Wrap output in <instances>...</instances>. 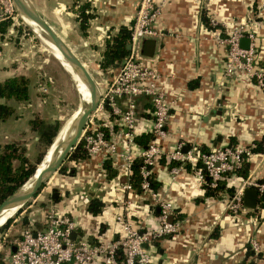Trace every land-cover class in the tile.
I'll return each mask as SVG.
<instances>
[{
  "label": "crops",
  "instance_id": "0c3cea01",
  "mask_svg": "<svg viewBox=\"0 0 264 264\" xmlns=\"http://www.w3.org/2000/svg\"><path fill=\"white\" fill-rule=\"evenodd\" d=\"M74 1L84 0H31L47 24L68 46L75 47L76 51L73 50L77 53L72 51L83 65L88 70L97 68L104 36L114 32L119 23L130 24L138 0H88L89 10L95 15L89 19L85 36L78 30L72 6ZM263 3L264 0H167L163 4L154 22L158 33L147 37L152 39V45L148 46L151 53L145 56V63L158 71V85L170 101L166 135L161 140L165 150L178 143L185 144L186 148L199 144L212 148L230 142L249 145L264 135V87H258L253 80L249 83L225 74L226 46L217 40L242 20L246 30L240 38L241 44L245 46L248 43L246 33L253 32L258 63L264 67ZM111 5L113 8L108 9ZM210 17L215 19L214 25L210 23ZM17 30L18 38L23 34L19 25L10 23L0 32V80L12 71L22 70L19 65L10 67L13 61L10 36ZM90 44L96 47H90ZM92 49L96 54L94 57L83 54ZM110 73L112 71H108L106 78L109 79ZM45 75L43 73L42 77ZM39 95L38 107L43 103L42 95ZM31 100L29 87L28 99L16 103L29 106ZM140 112L144 116L136 114L135 132L150 127L152 109L142 105ZM97 117L101 120H95V125L105 124L109 134L116 132L112 116L98 113ZM131 149L137 155L140 147L134 144ZM250 158L252 166L246 178L263 177L264 151L251 154ZM68 161L67 171H58L52 176L57 184L54 189L57 194L52 196L51 190L46 205L68 215L77 223V233L84 232L94 241L97 235L102 237V234L117 229L112 214L120 208V200L131 194L121 188L125 181L121 171L110 160L111 169L105 170L100 154L88 155L76 163ZM153 168L155 179L160 182L158 191L171 201L173 217L181 221V228L151 242L152 264H247L251 256L245 255V250L250 246V238L259 246L256 251L250 246L259 253V256L251 257L252 264H264V204L252 210L244 208L232 212L227 207L229 197L204 195L203 188L196 185L191 169L182 166L173 176L166 161L157 162ZM94 197L102 202L101 211L95 215L86 209ZM131 197V217H143L146 225L155 223L157 206L150 210L146 198ZM33 211L36 212L28 216L27 224L34 223L41 229L45 212L36 207Z\"/></svg>",
  "mask_w": 264,
  "mask_h": 264
},
{
  "label": "built area",
  "instance_id": "2783aa9c",
  "mask_svg": "<svg viewBox=\"0 0 264 264\" xmlns=\"http://www.w3.org/2000/svg\"><path fill=\"white\" fill-rule=\"evenodd\" d=\"M166 1L138 0L129 24L128 52L99 90L96 108L98 107L105 115H111L112 120L118 122L120 127L106 137L92 120L95 115L92 112L80 135L88 155L98 153L102 161L109 159L115 168L121 171L120 173L126 177L121 188L129 192L132 189L128 177L133 159L130 148L133 143L132 128L137 120L135 112L137 96L145 95L150 99L152 118L149 130L153 133L154 140L161 142L166 135L165 121L170 101L163 88L158 85V71L145 63L146 55L140 51L142 39L158 33L154 22ZM14 10L11 0H0V20L9 19L11 24L18 25L11 15ZM209 21L212 25L216 23L212 17ZM244 27V22L240 20L224 37H217V40L226 46L223 72L240 77L249 83L253 80L258 87H264V67L258 63L254 33L247 32L248 43L245 46L240 44L242 33L246 30ZM46 88L42 85L39 89L46 92ZM117 98L121 100L120 103L116 101ZM105 106L108 108L107 111ZM160 142L152 141L140 148L137 153L141 158L139 196L149 201L150 210L158 207L155 223L146 225L143 224V217H131L129 212L133 200L128 195L120 200V208L112 214L117 229L106 235L102 234V237L97 235L96 241H89L86 233H77V223L72 218L58 213L53 206H48L45 211V226L41 229L33 230L26 226L18 236L9 239H6L10 229L8 225L0 231V253L5 247L14 246L13 250L4 253L0 264H118L115 256L119 249L122 250L121 264H152L149 252L151 242L176 233L181 228V221L173 218L174 208L171 201L150 187L149 176L156 157L164 154L167 159L177 162L169 167L173 176L184 162L193 164L198 160L200 165L194 167L192 171L196 185L201 187L202 184L215 186L225 171L239 166L243 156L250 154L248 145L226 144L212 147L207 151H199L193 145L183 151L181 143L165 150ZM248 185L256 187L258 191L263 187L256 179L244 178L236 194L232 195L234 203L227 204L232 212L244 209L241 206V190ZM73 230L75 235L71 237ZM249 244L255 251L259 249L255 239L250 238Z\"/></svg>",
  "mask_w": 264,
  "mask_h": 264
},
{
  "label": "trees",
  "instance_id": "16d2710c",
  "mask_svg": "<svg viewBox=\"0 0 264 264\" xmlns=\"http://www.w3.org/2000/svg\"><path fill=\"white\" fill-rule=\"evenodd\" d=\"M73 10L76 12V19L78 30L81 35L85 36L87 34V27L89 24V19H91L95 14L89 10V1L84 0L81 2L74 1L72 3ZM203 20H205L204 15H202ZM10 23V20H0V32L5 31L7 25ZM19 31L17 30L14 35H11V38H16ZM130 34L129 24L119 23L117 28L112 33H107L103 39V48L100 53V58L97 60V68L100 72H108L113 71L115 68L119 66L122 59L128 52V48L126 44L128 43ZM90 47L95 48V44H90ZM29 97V78L24 74H11L2 80H0V120L6 119L9 115L14 113V106L12 105L13 102L19 101H26ZM118 103L121 102L119 98L116 100ZM141 104V105H140ZM144 106H150L151 102L147 96H138L135 98V112L137 115L144 116L143 112H140V109ZM105 110L107 111L108 108L105 106ZM111 116V115H110ZM145 116H147L145 114ZM29 124L31 129L36 130L38 133V137L40 140L43 141L45 146H49L50 142L52 141L55 133L58 129V121L54 120L53 122H44L42 119L38 117L30 118ZM135 125L133 126V135H132V145L136 144L140 148L145 147L148 143L155 141L160 142L158 140H154V135L149 129L141 130L140 132H135ZM113 127L116 128L115 131L118 130L120 124L113 123ZM98 129L102 130L104 135L109 137L108 129L105 124H99ZM52 143V142H51ZM161 143V142H160ZM131 145V146H132ZM227 145L234 146L231 142ZM250 149L249 155H244L239 166L234 167L230 171H225L223 173L222 178H220L215 186H209L207 184H202L201 187L203 188L204 195L208 196H220L224 194L227 197H230L235 191V184L233 183L234 179L242 180L248 176L249 170L252 166L251 154H259L264 151V135L260 138L254 139L251 144L248 145ZM46 147V148H47ZM199 151H207L210 148H207L203 145L196 146ZM131 149V148H130ZM133 159L130 163V175L128 180L131 184L132 189L130 190L131 196L140 195V174H139V166L141 165V158L137 156L131 149ZM45 151L40 152L36 158L35 163L28 161L27 156L25 155V148L24 146L11 141V142H4L0 146V202L9 195L13 190H15L22 182H24L33 172L34 168L36 167V163H39L44 156ZM88 156V153L83 146V141L80 138L76 145L69 151L67 155V159L76 163L81 159H84ZM165 162L170 167L171 165L177 163L175 160L167 159L164 154H159L156 157L155 164L157 162ZM154 164V165H155ZM103 165L106 168L105 170L109 171L111 167L109 166V159L103 160ZM200 162L198 160L194 161V163L184 162L183 166L186 169H193L196 166H199ZM68 168L63 165L58 168V171L63 172ZM66 170V171H67ZM109 173V172H108ZM124 176V175H123ZM126 179V177L124 176ZM206 180L208 177L205 178ZM257 182L262 183L263 187L260 191H258V201L257 206L258 208L264 204V176L259 177L256 179ZM149 184L150 187L158 190L160 182L155 179V171L152 166V171L150 172L149 176ZM128 196V195H126ZM125 196V197H126ZM41 203V202H40ZM102 202L94 197L89 200L87 204V211L91 214L95 215L96 213L101 211ZM39 209H43L45 212L48 205L43 204V202L39 205ZM250 211V210H248ZM256 210L252 211L255 212ZM66 215V214H64ZM68 216V215H66ZM69 217V216H68ZM174 218V217H173ZM8 219V218H7ZM27 218L22 220L24 224L22 227L19 228V233L21 232L22 228L28 226ZM26 225V226H25ZM30 228L36 230V226L34 223L31 225L29 224ZM45 226V222H44ZM43 226V227H44ZM17 229V228H16ZM19 233L11 235V238L18 236ZM96 241V239H94ZM11 247H5L2 252L0 253V262L3 261L4 253L10 250ZM245 255L251 256H259L258 252H254L250 246H246ZM248 261L247 264H252L253 261ZM122 260V250L119 249L115 256V261L118 264H121Z\"/></svg>",
  "mask_w": 264,
  "mask_h": 264
},
{
  "label": "rangeland",
  "instance_id": "374dc122",
  "mask_svg": "<svg viewBox=\"0 0 264 264\" xmlns=\"http://www.w3.org/2000/svg\"><path fill=\"white\" fill-rule=\"evenodd\" d=\"M28 2L32 4L31 0H28ZM112 8V5L108 6V9ZM11 15L14 16V21L17 22L23 32V34H20L18 38L16 37L11 39L12 42L10 47L12 51L10 53V58H12L13 61L10 67L12 68L19 65L20 69H22L19 71H12L11 74H24L29 78L32 100L29 106L24 104L23 106L12 101L14 113L9 115L6 119L0 120V146L4 142L14 141L24 146L25 155L27 156L28 161L35 163L38 154L42 151H45L46 153L55 137L58 135V132L60 130L62 132L67 127L69 121H71L72 115L76 114L78 111L81 101L73 79L59 63V61L51 54L48 46L43 42L42 38L22 20L16 9L12 11ZM69 47L72 50L75 49L74 46ZM93 51V49L88 50V52L85 51L83 54L86 57L91 58L96 55ZM17 60L19 63H17ZM89 71L97 81L98 89L100 90V88L104 86L105 82L108 81V78H106L108 72H100L99 69L93 67L89 68ZM22 72H25L26 74ZM43 73L47 75H45V78L42 77ZM104 80L106 81L104 82ZM42 85L47 88L46 92L40 91V93L38 90H40L39 88ZM38 95H42V99L39 98L41 102H43L39 106L40 108L37 106ZM92 112L95 114L92 117V120L100 121L101 119L97 117V114L101 113L100 109L97 107ZM33 117H38L44 122H53L54 120L58 121V129L52 143L48 147L45 146L42 140H40L37 131L31 129L28 120ZM64 123H66L65 126H63ZM67 164H69V161L65 158L60 166L65 165L67 167ZM57 172L58 169L53 172L49 178H46L35 193L26 199L18 207V209L8 216V219L6 218L0 225V231L4 230L7 225L10 227L6 239L11 238V235L13 234L19 233V228L24 225L22 220L32 215V212L35 213L36 211H33L35 207L40 208L39 205L42 202L43 204H47L49 202L47 199L49 192L57 188V184L54 183L55 178L52 177L53 175H57ZM242 181L243 179H234L233 183L235 184V191L233 194H236L239 187L242 185ZM232 195L226 201L227 204L234 203Z\"/></svg>",
  "mask_w": 264,
  "mask_h": 264
},
{
  "label": "water",
  "instance_id": "95a60500",
  "mask_svg": "<svg viewBox=\"0 0 264 264\" xmlns=\"http://www.w3.org/2000/svg\"><path fill=\"white\" fill-rule=\"evenodd\" d=\"M14 8L17 10L19 16L22 18L21 14L28 17L34 21L38 27L42 29L43 35L54 43V45L59 49L62 56L72 64V68L79 74L80 78L86 83L88 88V99L82 95L80 98V110L74 116L69 124L68 133L59 143L54 155L50 161L35 175L34 179L31 181V184L28 188L22 189L23 183L31 177L34 173L22 182L15 190H13L9 195H7L0 202V211L1 209L9 206L18 207L30 196H32L35 191L39 188L43 181L46 178H49L53 172H55L67 157L69 151L76 145L80 139L82 129L87 122L90 114L96 108L100 92L98 89L97 81L90 71L83 65L81 59L76 55L72 49L64 42V40L50 27L49 24L40 16L36 9L28 2V0H11ZM23 20V18H22ZM24 21V20H23ZM25 22V21H24ZM26 23V22H25ZM27 24V23H26ZM28 25V24H27ZM31 27V26H30ZM32 29V28H31ZM33 30V29H32ZM34 31V30H33ZM242 39L240 40V44ZM152 45L151 38H143L141 41L140 51L144 55H150L151 51L148 50V46ZM242 45V44H241ZM126 47L129 48V43L126 44ZM219 111V110H217ZM54 139V137H53ZM52 139V140H53ZM52 142V141H51ZM50 142V144H51ZM182 150H186V145L183 144ZM35 169V168H34ZM52 196H56L57 191H52ZM258 189L254 186H244L241 190V206L247 209H254L257 206L258 201ZM158 211V207H156ZM2 224V223H1ZM0 224V225H1ZM75 231L71 232V237H74ZM91 241V238H88ZM14 249V246L11 247Z\"/></svg>",
  "mask_w": 264,
  "mask_h": 264
},
{
  "label": "bare ground",
  "instance_id": "6f19581e",
  "mask_svg": "<svg viewBox=\"0 0 264 264\" xmlns=\"http://www.w3.org/2000/svg\"><path fill=\"white\" fill-rule=\"evenodd\" d=\"M23 20L31 26V28L42 38L43 42L48 46L51 54L59 61V63L63 66V68L67 71V73L71 76V78L74 81L75 88L77 90V93L79 94V97L82 95L85 97V99H88V88L86 83L80 78L79 74L72 68V64L68 62L60 53L59 49L54 45L52 41H50L48 38H46L43 35L42 29L38 27V25L29 19L28 17L21 14ZM47 48V47H46ZM80 107L77 112H79ZM76 112V114H77ZM76 114H73L71 117V120L74 118ZM71 121H69L67 127L61 132V130L58 132V135L55 137L53 143L51 144L50 148L47 150L41 161L36 165L34 169V173L29 177L22 185V189H26L30 186L31 181L34 179L35 175L46 165L50 159H52L54 152L56 151L57 147H59V143L64 138V136L68 133V127ZM66 123H64L63 126H65ZM17 209V205L15 206H9L1 209L0 211V224L5 221V219L10 216L15 210Z\"/></svg>",
  "mask_w": 264,
  "mask_h": 264
}]
</instances>
